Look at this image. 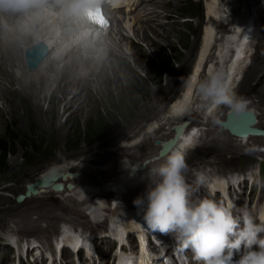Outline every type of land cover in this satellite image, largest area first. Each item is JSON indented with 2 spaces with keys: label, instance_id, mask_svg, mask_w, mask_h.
<instances>
[{
  "label": "rangeland",
  "instance_id": "374dc122",
  "mask_svg": "<svg viewBox=\"0 0 264 264\" xmlns=\"http://www.w3.org/2000/svg\"><path fill=\"white\" fill-rule=\"evenodd\" d=\"M223 1L221 2L223 3ZM242 1L245 2V4L239 7L240 4L238 3L239 5H237L236 13L245 12L247 7H249L250 5L251 7L253 6L255 8L258 4H260L258 2L259 0ZM206 3V0H159V2L155 5H148L150 9H148L147 7L146 8L149 11L145 9V12L142 13L141 16L137 15V19H135L134 17V21L120 20L119 22L115 23L114 28L110 33V38L115 40L114 44L112 40H108L109 38H107V43H105H109V45L102 48L111 47V49H113V51H115V53L117 54L116 57L120 56L121 60L125 63V66L120 63L116 64V68L120 69V71L122 70V76L123 74L125 76V78H123L124 76L122 77L121 82L124 89H118V91L117 89H115V87H113V89H111V94L105 95L102 98V101L97 104V106L95 107L96 111L92 106L91 108H89V110L91 109L90 111L92 113L90 114L89 119H87V113L83 116H79L76 120H72V122H70L69 127L67 128L68 130L66 129L60 132L59 129H56L51 125L48 117L44 116V114L42 113H37L33 106L34 104H36L35 101H32L31 106L28 107V105H25L24 108H21V111L18 112L17 116H15L16 118H14V123L11 119L9 120L8 116H1L2 121L9 120L10 127L8 126V128L10 130L6 128L5 131L2 130V133H0V238L6 235H10L8 234L10 232L16 233L20 237H44L50 234V229H54L56 224V230L58 231L60 224L63 223L60 220L68 221L70 223L72 221H77L76 223L81 228L93 226L94 222L90 221V218L88 216L94 214L93 210H95V207L103 205L104 208V204H108V200L115 196L114 192H110L109 194H103L104 197H98L96 203H94L90 197L88 200H85L87 196H91L92 194H94L91 191L92 189H100L104 187H94V183L95 185H98L101 182L106 184V182L109 183L108 181H106L109 178L110 180H115L117 178V175H121L119 173V169L117 170V172L115 171L120 166L121 168H126L122 171L125 174L121 175V177L124 178L126 176L128 178L135 172H137L136 174L138 176V166L142 163H146L149 161V165H153L154 167L161 164L159 163L160 158L158 160L154 159L159 156V150L162 147L163 143H165L169 139H173L174 127H172L171 125H162L165 124V119L170 116L169 112L171 111L170 108L172 106L171 104L173 103V100L168 101L164 105L162 112H160L155 118L151 119L150 121L142 120L138 116L141 112L144 111L143 108H147V106L151 105V100L141 98L138 94L128 90V77L130 80L135 81V86L133 87L134 90H138V92L143 91L142 93H144L146 92V89H143L144 82H147L151 85L153 92L156 90L158 91V87L154 84V81L156 79H160V85L166 86L170 82H168V71L170 70L171 72H173V74H175L176 72H179V69H181L182 67L184 69L183 75L186 73L189 74L188 72L190 71L192 64L194 63V58H196V54L198 52L197 49L203 40V34L207 25L208 12ZM225 4L226 3L221 4V6L223 7H221L220 18L222 20L223 15V18H227V21H229L230 23L231 21L229 19V16L226 14V12L223 13V10L226 8ZM253 7L252 9H254ZM151 13L157 15L151 16ZM236 13H234L233 15L236 16ZM158 15L163 18L162 22L164 23V26L159 27L161 28L160 30L163 29L164 32L168 30L167 33L169 37H171L175 43V50L171 46L165 45V48L162 52V58L164 60H160V57H156L154 56V54H152L151 51L154 47H152L151 45H147V43L143 40L139 41V39H137L135 36L136 32L139 31V28H147L149 26L157 27L158 24H153L152 22L154 17H158ZM240 16L242 17V14ZM232 17L233 16L231 15V18ZM227 21H224L222 23L223 28L233 29V27H236V25L234 26V23L229 24ZM219 26H221V23L219 24ZM163 27H166L167 30H164ZM217 29L220 33V28ZM2 30L3 28H1L0 31L1 38L3 39H1V41H4L9 47L11 46L13 48L14 44L8 36L9 34L6 35V33H4V30ZM225 34L226 32H221L219 35H217V32H214V37H217L216 39L219 41L216 47L217 51H219V46L222 44L221 40H223V38L225 40L229 38L228 36L226 37ZM132 45L135 47H141L143 50L148 51L149 54H147V56L145 55L147 58L154 57L151 59V61L153 62L150 63L152 64V66L154 65V72L162 73L160 77L156 78L157 74L156 76L151 75L150 71L141 69L134 62V51ZM15 46L16 48L19 47L17 45ZM101 49L98 51L100 54H102L104 51L103 49V51ZM20 51L21 49L18 48V57L21 56L22 52ZM94 52H92V54ZM23 54L25 59V50ZM54 57L60 58V56L58 55H51L48 58L50 61H53L55 60ZM72 57L73 55L67 58L64 64L60 65L61 72L59 73V75H61L64 69V65H70L74 60V57ZM142 57L145 58L144 56ZM61 58L63 59V57ZM233 61L234 60H232V62ZM255 61L256 58L250 60L251 66L254 65ZM82 63L78 60V73L80 74V76L83 77L88 73L86 75L87 79H89V77L90 79L96 78L95 76L97 72H94L95 74L91 77L94 71L92 67L91 70L86 72V70H88V66L90 67L93 65H88V62H86L85 65H81ZM18 65L19 61L16 57L6 56L5 59L0 60V78H3L0 80L1 84H4L6 78H8L5 77L6 71H11L13 73V76L17 79L24 77L26 80H30L32 76H36L38 74V72L36 71L42 66H39L34 71L29 70L27 65L25 67H22V65L20 67V65ZM209 68L210 67H208L207 76H209ZM50 74L51 81L46 84L45 89L42 91L40 95V101H37V103L41 105L42 109L45 112L49 111L50 109V103L47 98L49 99L54 91H56L60 87L63 88L65 84V82L63 83L54 81V78L57 74L55 71H52ZM260 79L261 76L258 77V79H253L251 83L249 82V86L245 88L242 87V81L240 83L235 82V85L237 87H234L233 94L243 100H247L249 105H252L253 112H255V115L258 118V124L256 126H258V128L264 129V91L259 93L251 89V87L254 86L257 82L264 81L263 79ZM112 83H114V81H112ZM19 87L20 85L16 81L12 89L13 91H16ZM179 89L180 87H178L177 92ZM92 90L93 93H95V88H93ZM27 93L30 95L31 90H28ZM67 96H69L70 98L72 97L70 93ZM57 98L61 99L62 94L58 93ZM16 102V104L19 105L22 102L21 98L16 99ZM3 103V101H0V107L4 105ZM212 108H214V106L210 103L206 104V106H200V115L197 116H192L193 112L190 111V113L189 111H187V113L190 114L187 116L184 114L186 117L184 116L185 118L181 122H188L189 120L195 119L194 122L203 121L205 126L213 125V128L216 129V123L220 126V122L227 119L226 116H228L231 110L230 108H227V110L225 111H223L224 109H219L218 111L216 110L211 112L210 109ZM207 109H209L211 112V114H209L210 116H206L209 113V110ZM5 110L7 112L9 109L5 106ZM59 110L62 114V117L60 119V122L62 124L65 123L69 116L75 113L74 109H71L70 111L64 113L62 106H60ZM205 122H208V124ZM137 125H140V129L135 130ZM160 125H162L163 127L159 136L152 137L150 139L152 135V131H150V128L153 127L157 129ZM2 128L4 129L3 125L1 126V129ZM219 129L216 130L218 133H214L212 135L207 132L205 134V142L202 144V146L199 147L196 151H191L192 154H189V159H185L188 167L199 165L201 162H203L204 159L211 157V154H216L218 157H220L233 154L234 151H238V153L243 151V149H239L236 147V145H234L235 143H233L234 140L231 135H226L224 131L221 132ZM120 132H123L124 135H127V133H129L128 137L124 141H129L130 138H132L134 139L132 142L135 146L129 147V149L126 148L128 150L126 153L110 157L103 163L104 166H88V162H90L91 159L95 158L93 157V154L95 155V153L97 152L103 153L106 150H117L122 146V144H120L121 142H124L120 140L122 136L116 138V135ZM202 133L204 134V132ZM163 134H165L166 137L161 138ZM223 136H226V138H223ZM218 137L221 138L220 142L218 140ZM145 139L147 140V142H149V144L147 142H144ZM214 139L216 140V142ZM229 140H231L232 144H229ZM256 140H258V142L254 144H264V139L256 138ZM213 141L215 143H213ZM105 142L106 145H103ZM224 142H228V146L226 149H221V151L220 148L224 147L222 146V143ZM101 144L103 145V147L101 146ZM213 145L215 146V148L217 146L219 148L217 150L213 149ZM186 153L187 152H185V155ZM62 158H65V161H60ZM13 160L15 161V165H12ZM85 163L87 164L86 167H88L90 170L87 169V171L80 172L78 174L68 173V176L70 177L78 175L76 178H79L78 185H75L72 181L67 183L76 186L74 189H68L65 185L66 189H68L69 194L64 193L63 195L58 194V196H56L53 195L52 192L43 193L44 195L42 194L38 199L37 197H35V200L33 199L29 201L24 206L20 208L16 207L19 204L23 203H18V196L26 194L27 186L30 185L31 181L34 180V177L41 172L47 169L54 168L56 167V165H60L62 167L75 165L77 167L83 166ZM130 163L133 165L136 164L133 170L128 168ZM105 167H110V169ZM229 168L232 170H239L237 161L229 162ZM96 170L100 171L97 172ZM91 172H93L92 175H90ZM209 178L213 180V182L215 181L213 179V176L209 175ZM118 179H120V177H118ZM147 185L148 184L142 185L137 191H134L135 187H132V190H130V194L127 197H124V199L128 201L135 200L138 196L141 195V193L145 192ZM102 199L105 201V203L102 202ZM114 211L115 210H113V212H111L110 214H113ZM110 214H108L107 219H112L113 216ZM102 217L103 216H97L95 217V219H100ZM104 224L95 225L103 228L105 227ZM14 227H19V229L21 230H19L18 232H14ZM2 249L3 247H0V250Z\"/></svg>",
  "mask_w": 264,
  "mask_h": 264
},
{
  "label": "bare ground",
  "instance_id": "6f19581e",
  "mask_svg": "<svg viewBox=\"0 0 264 264\" xmlns=\"http://www.w3.org/2000/svg\"><path fill=\"white\" fill-rule=\"evenodd\" d=\"M206 1H207L206 4H207V12H208L207 13V16H208L207 25L205 27V31L203 34L204 35V37L202 38L203 40L197 49L198 52L196 54V58H194V61H193L194 63L192 64V67H191L190 71L188 72L189 74L186 73L183 75L184 69L182 67H181V69H179L180 71L176 72L175 74H173V72H171V70H170V71H168V73H169L168 82L169 81L170 82L166 86L160 85V81H159L160 79H156V78L160 77L162 73L154 72L153 71L154 65L152 66V64L150 63V62H153V61H151V59L154 57L147 58L146 56H147V54H149L148 51L143 50L141 47H138V46L135 47L132 45L133 46L132 48L134 51L133 52L134 53L133 54L134 62L141 69H145V70L150 71L151 75L156 76V74H157V77L155 78L156 80L154 81V84L158 87L157 88L158 91L156 90L154 92L152 91L151 85L147 82L143 83V87H144L143 89H146V92L142 93L143 91L138 92V90H134L133 87L135 86V81L130 80L128 77V82H129L128 83V87H129L128 90H130L133 93L138 94L141 98L151 100V105L147 106V108L146 107L143 108L144 111L141 112L138 117L141 118L142 120H145V121L149 120L150 121L151 119L155 118L160 112H162L164 105L168 101L173 100V103L171 104L172 106L170 108L171 111L169 112L170 116L165 119V124H162L163 126L164 125H171L172 127H174V130H173L174 140H172V143H169V146H168L169 148H172V150L168 155H170L176 151L182 152L184 150L185 152H187L186 151L187 148H193V146L195 145V139L199 133H197L195 135H189L188 130H185L186 125L183 124V122H181V121L187 115H189L191 113L190 111L193 112L192 116L200 115L199 113H200L201 109H199V107L200 106H206V104H209L207 102L202 101L200 99V97L197 96L195 93V85L201 79L204 80L208 77L207 76L208 67H210L208 75L213 74V73H220L223 75L225 83H226L231 94H233L234 87L236 86L235 85V82L237 81L236 79H239L240 75L244 72H246V73L244 75V79L241 82L242 87H244V88L249 86V82L251 83L253 79H258V77H260V76H261L260 80H262V79L264 80V73H263L264 72V44H263L264 43V37L261 41L262 44H259L257 46V52L254 55V59L256 58L254 65H252L249 68L247 67L248 68L247 71H243V69H244V67L248 61V57L250 58V54H251V50H249V49H251V46H250L251 44H247V40L242 41L239 38V34L241 32V23L240 22L246 20V17H243V16L241 17L239 15L238 16L239 24H238V26L233 27V29H229V28L225 29L222 27V21L224 20V18H223V15H222V20L220 18L221 7H223V6H221V4L226 3L225 4L226 8L223 10V13L226 12V14L229 16L231 23L236 24L234 22L235 19L231 18V15L234 16L233 14L236 13V11H237V9H236L237 5H239L238 3L241 2L242 0H224V1L221 0V1H223V3L219 0H206ZM258 2L262 5H264V0H259ZM240 6L241 5H239V7ZM249 7L252 8L253 6L251 7V5H250ZM151 14H152L151 16L157 15L154 13H151ZM44 16H45V19L42 18L43 16H39L36 19V21L40 22L38 25V29L36 31L33 30L34 32L32 35H25V36H23V38H18V36H17L18 30L16 28L4 27L3 28L4 33H6V35L9 34L8 36L13 41L14 47L13 48L11 46L9 47L7 45V43H5L4 41H1L2 38L0 36V59H5L6 56L16 57L19 61L20 67H21V65H22V67H25L26 61H25L24 56H23L24 50H26L27 48H30L32 46H35L40 40L46 41L49 45L48 46L49 55L47 56V58L49 56H51L50 51L54 50V51H56V53L59 52L57 50V49H59V44H58L59 38H58V36H56V32H55V27L57 25L55 15L45 13ZM162 19L163 18H161L159 15H158V17H154L152 23L158 24L157 27H153V26H149L147 28L142 27L141 29L139 28V31H137L135 34L136 38L139 39V41L143 40L144 42L147 43V45H151L152 47H154V48L151 47L153 49L151 52H152V54H154V56L160 57V60L163 59L162 58V55H163L162 52L165 48V45H169L175 50V43L172 40V38L169 37V35L167 33L168 30L166 29V27L165 28L163 27L164 30H167L165 32L163 31V29L160 30L161 28H159L161 26H164ZM220 23H221V26H219ZM217 28H220V33L226 32L225 36L229 37L227 40H225L224 38H223V40H221L222 44L219 46V51H217V49H216L217 43H219V41L216 39L217 37L215 38L213 36L214 32H217V35L220 34L218 32ZM150 33H152V34H150ZM110 35L111 34L108 35V38H109L108 40H112V42L114 44L115 40L111 39ZM105 42L107 43V40H105ZM106 43H104L101 46L99 45L95 49V52L93 51L94 52L93 54L90 53L86 57L81 53L82 51L80 49L74 48L72 51L68 50L65 57L61 56V57H63V59L61 57L60 58L54 57L55 60L50 61L49 58L48 59L46 58L43 65L36 71V72H38V74L36 76H32L30 80H26L24 77L17 79L13 76V73L11 71H6L5 77H8V78H6L4 84L0 83V101H3L4 102L3 104L9 110L6 112L7 109L5 110L4 105L2 107H0V133H2V130L5 131L6 128H8L9 120L11 119L12 122L14 123V118H16L15 116H17V113L21 111V108H24L25 105H28V107L31 106L32 101L36 102V104H34L33 106H34V109L37 111V113L38 114L42 113V114H44V116L48 117L51 125L53 127H55L56 129H59L60 132H62L63 130H66L69 127L70 122H72V120L73 121L76 120L79 116H83L87 113L88 114L87 119H89L90 114H92L90 111L91 109L89 110V108H91V106H92L93 109L95 110V107L97 106L98 103H100L102 101V98L105 95L111 94V89H113V87H115V89H117V90L118 89H120V90L124 89L122 87L123 84L121 83L122 77L124 76V74L122 76V73H121L122 70L120 71V69L116 68V64L120 63V64H123L125 66V63L121 60L120 56L116 57L117 54L115 53V51H113V49H111V47L102 48L104 46L109 45V43L108 44H106ZM15 45H17L19 47L16 48ZM18 48H20L21 49L20 52H22L20 57H18V53H17ZM100 49L103 51L102 54H100L98 52ZM234 50H235V52L237 51V55H236L235 60L232 62V60H233L232 56H234V55H232V53H234ZM86 51H88V49ZM53 53H55V52H52V55H53ZM71 55H73L74 58L73 57L72 58L74 60L73 61L71 60L72 62L70 65H64V69H63L61 75H59V73L61 72L60 65L64 64L65 60L67 58H69ZM167 55H168V53H167ZM142 56H144L145 58H143ZM77 57H78V59H77ZM78 60L81 63L83 62L81 65H85L86 62H88V65L92 64L93 66H90V67L88 66V70H86V72H88L92 68L95 69L97 72L96 76H95L96 78L90 79V77H89V79H87L86 75L88 73L85 74V76H83V77L80 76V74L78 73L79 72ZM57 61H59V62H57ZM167 65H169V64H167ZM52 71L53 72L55 71L57 73L55 78H54V81L63 82V83L65 82V84H64L63 88L60 87L56 91H54L52 93V95L49 97V99L47 98V100L50 103V105H49L50 109H49V111L45 112L42 109L41 105L39 103H37V101L38 102L40 101V95H41L42 91L45 89L46 84L51 81V74L50 73ZM94 74L95 73L93 72L91 77ZM224 74H225V76H224ZM123 78H125V76ZM1 79H3V78H0V80ZM16 81L19 83L20 87L18 88V90L13 91L12 88H13ZM112 81H114V83H112ZM189 81H191V85H192L191 87L188 86ZM263 82L264 81L257 82L254 86L251 87V89L254 91H257L259 93L263 92L264 91V83ZM94 84H95V86H94ZM178 87H180V89H179L180 92H179V90L177 92ZM93 88H95V93H93V90H92ZM28 90H31L30 95L27 93ZM58 93L62 94L61 99L57 98ZM69 93L72 95L71 98L69 96H67ZM19 98H21L22 102L18 105V104H16L17 103L16 99H19ZM244 101H246V108L243 111H245V112L250 111V112L255 114V112H253L252 105H249L247 100H244ZM60 106L63 107L64 113L67 111H70L71 109H74V112H75L67 118V120L65 121L64 124H62L60 122V119L62 117V114L59 110ZM227 108H229L227 105L221 104V105H217V107L212 111H216V110L218 111L219 109H224L223 111H225V110H227ZM176 109H182V110L177 111ZM187 111H189L190 113H187ZM232 112H234V111L231 110L230 113H232ZM33 113H34V111H33ZM2 115L4 117H5V115H6V117L8 116L9 120L8 121H2L1 120ZM226 117L228 118V116H226ZM256 119H258V118L256 117ZM1 123L4 127V129L3 128L1 129V126H2ZM140 125H137L135 130L140 129ZM162 125H160L159 128H157V129L150 126L151 127L150 131H152V135H151L150 139L152 137H158L159 136V134L161 133L162 127H163ZM153 126H154V124H153ZM205 127H208V125ZM255 127L258 128V126H255ZM208 131H209V129H208ZM123 132L118 133L116 135V138H119L122 136L120 140L124 141L128 137L129 133H127V135L126 134L124 135ZM210 132H211V130H210ZM224 132L226 133L225 130H224ZM134 133H136V132H134ZM226 135H231V134L227 132ZM133 136H135V135H133ZM163 137H166L165 134H163L161 136V138H163ZM231 137L234 140L233 143L240 146V144H239V143H241V142H239L240 138L237 139V137H234L233 135H231ZM256 138H264V137H256V136L249 137L247 143H252V144L257 143L258 140H256ZM133 140L134 139L130 138L129 141H124V142L120 141L121 142L120 144H122V146L120 148H118L117 150L116 149H113L112 151L106 150L103 153L97 152V153H95V155L93 154V157H95V158L91 159L90 162L87 161L88 166H90V167L95 166V165L104 166L103 163L106 160H108L110 157L126 153L128 151L127 149H129V147L135 146L134 143L132 142ZM218 140L220 142L221 138L218 137ZM144 142H147V140L145 139ZM215 142H216V140H215ZM215 142L213 141V143H215ZM147 143L149 144V142H147ZM229 144H232L231 140H229ZM103 145H106V142ZM103 145L101 144L102 147H103ZM215 146L213 147V149L217 150L219 147L217 146L215 148ZM222 146H224V147L220 148V150L226 149L228 146V142L222 143ZM249 146H251V145H249ZM208 150H206V151H208ZM159 158H160L159 163H162V162H164V158H166V157H160L159 156ZM64 159L65 158H62L60 161H62ZM12 165H15L14 160L12 161ZM80 165H81V163H80ZM154 165H157V164H154ZM86 166H87L86 163L83 166H77V167L75 165L67 166V167H65V166L62 167L60 165L59 166L56 165V167L51 168V169H47V170L41 172L40 174H38L37 176H35L34 180L31 181V184H33L36 181L44 178L45 176H48V175H51L54 173L59 174V175H62V174L67 175L68 173L78 174L80 172L87 171V169L90 170ZM150 166H149V168H150ZM110 167H105V168L110 169ZM118 169L120 170L119 173L121 175L125 174L122 171L125 170L126 168H124V167L121 168V166H120L115 171L117 172ZM103 170H104V168H103ZM96 171L99 172L100 170L99 171L96 170ZM136 173L137 172L133 173L128 178L126 176L123 178L120 175L119 177L121 180L118 179V181L121 182L120 189L126 188V184L124 183L126 181H131V182L135 181L136 182L137 181L136 180L137 179ZM92 174H93V172L90 173V175H92ZM80 175H83V174H80ZM77 176L74 175L73 177H70V176L60 177L57 182L64 184V186L65 185L67 186L68 185L67 183L72 181L75 185H78L79 178L73 179L74 177H77ZM122 178H123V180H122ZM213 179L216 181L215 178H213ZM66 186H65V189L61 192L54 191L52 186L46 187V188H39V192L37 195H34L32 197H26L24 199V201H21V202L18 201V203H22V202L23 203L19 204L16 207L20 208V207L24 206L29 201H31L33 199L35 200L36 199L35 197H37V199H38L39 197H41V195L43 193L52 192V194L56 195V196H58V194L63 195L64 193L69 194L68 189H66ZM83 188H84V185H83ZM81 191H83V190H81ZM107 191L108 190H103L101 192L100 196L104 197L103 194H109L110 193V191L109 192H107ZM102 202L105 203V201L103 199H102ZM106 205L107 204H104V208H103V205L95 207V210H93L94 214L88 216L90 218V221L94 222L93 226H89L91 229H103V228H105V227L100 228L97 225H95L96 221L99 220V219H95V217H97V216H99V217L103 216L104 217V215H105L104 212H106V211L109 212V214L111 212H113ZM263 208H264V204L262 205V210H260V212L263 213V217H264V209ZM256 210L257 209H255V211ZM116 212H117V210H115L114 213L110 214V215H112L113 217L118 216V212L117 213ZM88 217H85V218H88ZM113 217H112V219H106V222H104L105 223L104 226H106L109 221L113 222ZM6 226H7V224H6ZM89 227H85V228L82 227V229H89ZM19 230H21V229H19V227H14V232H18ZM22 232H23V230H22ZM48 235H46L42 238L47 239ZM24 237H29V236H24ZM103 237L106 238V234L103 235L101 238H103ZM158 238L162 239L163 236L158 235ZM99 241H100V239H99ZM0 252L4 253V255H6L7 254V248H3L2 250H0Z\"/></svg>",
  "mask_w": 264,
  "mask_h": 264
},
{
  "label": "clouds",
  "instance_id": "9594fccd",
  "mask_svg": "<svg viewBox=\"0 0 264 264\" xmlns=\"http://www.w3.org/2000/svg\"><path fill=\"white\" fill-rule=\"evenodd\" d=\"M34 6L38 0H0V8ZM97 7L94 0H64L62 13L87 16ZM195 93L204 102L227 105L234 112L246 108V101L230 93L220 73L199 81ZM187 167L184 155L176 151L151 170L145 192L133 201L148 228L174 233L180 246L191 250L196 264H264V217L257 223L246 209L234 217L230 207L214 199L191 202ZM197 182L203 184L205 177L198 174Z\"/></svg>",
  "mask_w": 264,
  "mask_h": 264
},
{
  "label": "water",
  "instance_id": "95a60500",
  "mask_svg": "<svg viewBox=\"0 0 264 264\" xmlns=\"http://www.w3.org/2000/svg\"><path fill=\"white\" fill-rule=\"evenodd\" d=\"M49 55L48 46L45 43H38L35 46L27 48L25 50V61L29 70H35L46 60ZM257 122L256 116L250 111L232 112L228 115L226 121L222 123L225 129L230 130L233 134L238 136L247 137L248 135H260L263 132L252 128ZM169 143H172L170 140ZM169 143L164 144L161 155H165L169 150ZM60 177H66L65 175L51 174L44 178L30 184L27 187L26 194L18 196L19 202L23 201L26 197H32L37 195L39 188H46L52 186L55 191H62L63 185L56 183Z\"/></svg>",
  "mask_w": 264,
  "mask_h": 264
},
{
  "label": "snow or ice",
  "instance_id": "6c2138e0",
  "mask_svg": "<svg viewBox=\"0 0 264 264\" xmlns=\"http://www.w3.org/2000/svg\"><path fill=\"white\" fill-rule=\"evenodd\" d=\"M177 111H181L182 109H176Z\"/></svg>",
  "mask_w": 264,
  "mask_h": 264
}]
</instances>
